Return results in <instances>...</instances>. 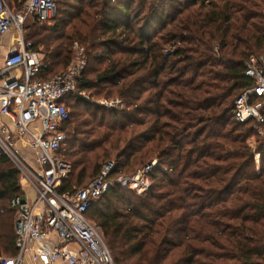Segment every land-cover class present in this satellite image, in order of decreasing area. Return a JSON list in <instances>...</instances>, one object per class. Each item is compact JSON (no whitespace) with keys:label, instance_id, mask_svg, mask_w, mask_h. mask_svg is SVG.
<instances>
[{"label":"trees","instance_id":"trees-1","mask_svg":"<svg viewBox=\"0 0 264 264\" xmlns=\"http://www.w3.org/2000/svg\"><path fill=\"white\" fill-rule=\"evenodd\" d=\"M6 1L14 12L29 2ZM55 3L58 17L25 28L48 66L42 78L66 71L79 42L93 65L78 90L124 103L110 109L77 93L64 100L62 156L73 171L62 191L86 187L108 162L111 179L158 162L148 193L114 186L86 214L113 262L264 264V141L232 114L255 85L246 63L264 56V0ZM8 164L0 158V256L15 257L11 201L23 192Z\"/></svg>","mask_w":264,"mask_h":264},{"label":"built area","instance_id":"built-area-1","mask_svg":"<svg viewBox=\"0 0 264 264\" xmlns=\"http://www.w3.org/2000/svg\"><path fill=\"white\" fill-rule=\"evenodd\" d=\"M56 15L55 0H29L18 12L0 0V41L12 33L16 44V51L0 67V158L17 169L22 196L26 195L11 201L16 210L18 255L0 256V264H114L102 234L86 214L114 186L149 191V175L157 162L133 176L116 179H111L115 166L108 162L86 187L62 191L73 171L62 156L69 119L63 102L69 95L88 93L78 90L88 66L86 50L75 42L66 71L44 80L48 66L32 50L25 33L29 18L42 24ZM15 72L19 75L13 77ZM245 76L255 85L236 100L232 114L237 123H250L264 137V58H251ZM122 104L121 99L101 103L111 108Z\"/></svg>","mask_w":264,"mask_h":264},{"label":"rangeland","instance_id":"rangeland-1","mask_svg":"<svg viewBox=\"0 0 264 264\" xmlns=\"http://www.w3.org/2000/svg\"><path fill=\"white\" fill-rule=\"evenodd\" d=\"M6 1V0H5ZM179 2H183L184 3V0H178ZM7 2V1H6ZM7 4H8V2H7ZM150 4V3H149ZM152 4V3H151ZM9 5V4H8ZM10 6V5H9ZM177 7V4H175V8ZM183 8H185V7H183ZM59 13H60V7L58 8V10H57V15H56V17H58L59 16ZM170 13H171V11H169V15H170ZM184 16V15H183ZM183 16H181V17H179L178 18V20L175 22V24H178V21L183 17ZM55 17V18H56ZM32 22V21H31ZM168 22H169V20H168ZM171 22V21H170ZM169 22V23H170ZM169 29L171 30V25H170V27H169ZM27 34V33H26ZM83 46V45H82ZM84 47V46H83ZM168 48V47H167ZM84 49L86 50V58H87V60H88V66H87V69H88V67L90 68L92 65H93V59H92V57H90L89 55H88V53H87V49L84 47ZM72 50H73V53H72V58H73V56H74V49L72 48ZM169 52V51H168ZM170 53V52H169ZM260 58H264V56H261ZM107 65V64H106ZM92 68V67H91ZM94 93H91V92H88L87 94H86V96L85 97H83V98H85L87 101H91V103H95V104H98V105H101V103H103V101L104 100H108V101H112V100H116V97H111V98H103V99H101V98H95V95H93ZM104 94H105V92H104ZM102 106V105H101ZM119 106V105H118ZM118 106H116V107H112V108H114V109H123L124 108V103L122 104V105H120L119 107ZM104 107V106H103ZM106 107V106H105ZM106 108H110L111 109V107H106ZM71 112H73V110H71ZM251 127H252V125H251ZM253 128V127H252ZM253 130H254V132H255V134H256V136L259 138V139H261L262 141H264V137L262 136V135H260L258 132H257V130L256 129H254L253 128ZM258 138H256V137H254L250 142H251V145L253 146V148L254 149H257L258 148V144H257V140H258ZM259 159H260V154H256V160L257 161H259ZM154 162H157V161H154ZM158 163V162H157ZM8 166L10 167V168H12V169H15V170H17L12 164H8ZM20 178V177H19ZM149 180H150V178H149ZM91 181V179H89V178H87L86 180H85V182H84V185H86L87 183H89ZM151 181V180H150ZM151 185H152V183H151ZM134 192H136L137 193V195L138 196H141L142 194H144V193H139L138 191H134ZM149 192V191H148ZM147 192V193H148ZM22 198L23 199H26V195H23L22 196ZM90 222L100 231V233L102 234V236H103V233H102V230H101V228L99 227V225L95 222V221H93L92 220V217H90ZM115 264V263H114Z\"/></svg>","mask_w":264,"mask_h":264},{"label":"crops","instance_id":"crops-1","mask_svg":"<svg viewBox=\"0 0 264 264\" xmlns=\"http://www.w3.org/2000/svg\"><path fill=\"white\" fill-rule=\"evenodd\" d=\"M33 21L32 18H29V20L27 21V24L29 22ZM25 33H27V31L25 30ZM16 51V44H15V37L12 33H9L8 35H6L5 37H3L0 41V67L3 64L5 58ZM37 55L43 60L44 56L43 54L36 52ZM19 72H15L12 74L13 77L18 76ZM25 264H31L29 261H26Z\"/></svg>","mask_w":264,"mask_h":264}]
</instances>
